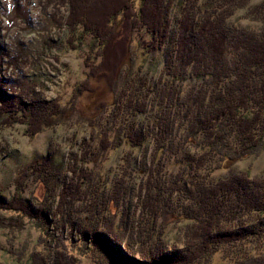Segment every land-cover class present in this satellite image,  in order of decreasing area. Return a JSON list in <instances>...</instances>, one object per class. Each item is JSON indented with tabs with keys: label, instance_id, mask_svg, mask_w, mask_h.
Here are the masks:
<instances>
[{
	"label": "rangeland",
	"instance_id": "rangeland-1",
	"mask_svg": "<svg viewBox=\"0 0 264 264\" xmlns=\"http://www.w3.org/2000/svg\"><path fill=\"white\" fill-rule=\"evenodd\" d=\"M174 1L175 14L172 17V25L176 29L164 51L148 49L145 45L137 46L136 37H133L131 45L129 35L125 37L120 33L125 30L123 27L116 32L126 47L127 54L129 56L132 54L129 59L126 58L119 64L122 73L130 72V70L131 73H137L140 52L144 48L148 51L143 70L149 73L148 81L154 91L150 97L147 96L146 112L133 114L137 115L134 122L132 112H127L126 108L123 109V115H118L116 118L112 115L115 107L111 108L112 95L109 93L108 85L113 83L119 92L120 85L115 82L120 78V73L109 70V80L106 79L105 75H108L106 68H101L100 64H95L93 59L88 58L87 44L83 47L71 45L69 32L65 28L70 12L64 0H0V45L3 55L0 63V108L10 109L8 114L14 112L12 110L18 104L12 105L14 101L12 98L18 97L20 91L11 85L18 76L23 74L22 76H27L32 81L29 89L33 88L34 91L28 90L26 95L20 94L19 97L22 100L31 101L32 94L41 95V101L36 102L35 106L37 104L41 106L44 103L45 109L51 106V111L56 108L55 112H59L54 121L49 119L50 116L47 121L46 116L37 118L39 123H43V127L32 132L26 130V124H20L18 121L8 123L9 119L5 120L0 113V200L9 206L16 199L22 200L18 207L29 202L34 207V213L31 214H34L35 218L42 215L38 208H49V216L45 221L41 217L35 219L19 209L0 208V264H40L42 258L59 259L61 256L70 264H92V260L94 262V257L84 245L89 244L83 242V237L76 228H71L69 220L72 215L68 213L72 207L74 210L83 209L86 217L91 216L88 221H84L87 227L93 226L89 222L97 221L93 219L94 215L100 217L99 221L111 219L103 213V204L98 201L100 197L94 198L97 203L94 201L93 204H97L96 206L90 203L92 197L82 193L72 192L77 194L76 200L70 195L65 198L69 188L71 189L70 182L73 181L70 165H74L75 156L80 169L83 166L84 172H94L91 174L96 175L95 170H102V175L97 174L96 182L94 181L95 183L91 186L102 193H104L103 184L108 174L114 186L119 183L118 180L121 179L123 172L126 169L130 170L127 174V184L122 188H126L127 191L128 185V192L120 196L119 207L112 205L113 212L118 214L116 222L123 219V226L126 225V229L121 228L125 234V239L121 242L123 250H126L124 246H127L134 226L139 221H146L147 224L149 216L151 217L149 211H144V196L139 195L140 187L147 184L148 177V173L138 172L141 165L149 167L156 159V164L159 165L157 167L161 172L159 176L161 181L156 184L169 193L166 194L168 205L164 204L166 208L156 223L154 222L156 234L163 231V238L161 237L160 240L159 236H156L150 243L155 245L164 241V247L169 251L186 247L190 233L197 232L200 235L203 233L202 228L198 229L196 224L192 223L194 221L189 219L192 216L188 218L187 215L189 214L187 211L192 208L193 197L190 199V192L195 191L198 186L203 187V185L216 184L221 180L233 179V175L238 173H244V179L248 177L250 179L248 182L251 184L259 185V182H263L264 149L254 151L246 158L222 164L220 157L211 158L209 154L197 162V158L204 153V149L201 148L202 137L199 135L197 140L194 139L191 143L182 146L185 143V126L180 120L183 119H181V113L186 111L184 100L187 93L193 91L198 84V79L197 75H193L195 73L192 66L189 67L183 81H175L173 73L167 72L166 63L177 47L178 24L182 18L181 8L186 2L185 0ZM195 1L199 2L198 8L202 9L198 13L203 14L205 10L217 9V5L212 4L211 0ZM263 1L244 0L240 2H249L247 6L238 8V5H235L232 9H227L226 13L230 14L226 27L233 31L259 30L258 23L253 21L249 12L253 13V8L260 6ZM198 17L201 18L202 15ZM78 42L79 40L74 41V45ZM116 53L119 56L126 54L122 49H117ZM164 81L175 84L176 90L173 96L166 94L164 98L162 97ZM177 90L180 91L177 92ZM140 93L144 94L143 91ZM57 101L60 108L55 104ZM141 102L139 99L137 105L139 106ZM161 114L167 121L169 119L174 122L172 136L177 150L174 148L165 155L156 157L159 146L152 138L156 132L155 128H152L157 126L154 123L155 117ZM134 123L137 129L142 130L144 139H147L142 141L141 146L134 152L136 154L124 166L123 160L129 158L127 154H124L128 147L121 146L117 150L110 151L106 150L107 148H101V144L106 142H101L98 132H94V129L107 127L106 137L110 140L108 147L112 148V145L119 144L115 138L116 133L110 139L109 131L112 128L116 130L119 128L118 132L121 133L120 127H122L125 132L126 130L131 132L135 130L131 128ZM149 128L152 130L147 135ZM88 143H91V146H88ZM96 152L100 153V161L88 163ZM233 152L229 153L235 157L236 154L234 155ZM45 159L53 160L54 163H46ZM82 160L87 163L81 166ZM182 172L185 175L184 178L178 176ZM44 178L48 180V184ZM156 179L152 182L155 183ZM176 180L185 183V189L181 194L177 191L174 194L169 192L171 188L177 187ZM231 183H234L233 180ZM65 191L67 192L64 194ZM257 193L260 194L258 191ZM59 194L64 197L61 204ZM73 200H75L74 204H72ZM199 212L200 210L195 212L197 218ZM198 221L199 226L204 224L206 228L208 227L209 222L205 218H200ZM137 233L133 234L135 240H138ZM133 242L134 240L131 244ZM226 246L227 244H222L219 249L224 251L227 248L226 252L231 250ZM237 249L243 254L247 252L245 245H240ZM223 251L215 256L206 257L203 261L205 264H230L229 260H225L230 257ZM71 254L75 261L71 259Z\"/></svg>",
	"mask_w": 264,
	"mask_h": 264
},
{
	"label": "trees",
	"instance_id": "trees-1",
	"mask_svg": "<svg viewBox=\"0 0 264 264\" xmlns=\"http://www.w3.org/2000/svg\"><path fill=\"white\" fill-rule=\"evenodd\" d=\"M185 1L181 8V22L178 24L177 47L175 53L166 63L168 74L173 73L175 81H183L191 66L195 73L193 75H197L198 79V84L193 88V91L187 93L184 100L186 111L181 113V119H183L180 120L185 126V143L182 146L191 143L194 139L197 140V135H199L202 137L201 148L204 149V153L202 156L199 155L197 162L209 154L211 158L220 157L222 164H228L246 158L254 151L264 149V1L260 6L253 8V13L249 12L253 21L258 23L259 30L247 31H233L226 27L230 14L226 11L235 5H238V8L247 6L249 2L211 0L212 4L217 5V9H212L214 11L205 10L202 14L198 13L199 10L202 11L201 8H198L199 2ZM174 2V0H64L70 12L65 28L69 32L71 45L83 47L84 44H87L88 58L93 59L95 64H100L101 68H106L108 72V75H105L106 79L109 80V70L120 73V78L115 82L120 85V91L116 90L113 83L108 85L109 93L112 95L111 108L115 107L112 115L115 118L118 115H123L124 108L127 112L131 110L132 115L146 112L148 97L154 91L148 81L147 74L149 73L143 70L148 57L147 48L164 51L171 37L173 38V31L176 29L172 25V17L175 14ZM200 15L202 17L197 18ZM120 27L125 28L120 33L125 37L129 35L131 45L133 37H136L137 46H148L140 52L139 65L136 63L138 71L135 74L131 73V70L122 73L119 66L123 60L132 56V54L130 56L127 54L126 47L116 34ZM197 28L198 30H196ZM76 40L79 42L74 45ZM117 49H122L126 54H122L120 57L116 53ZM1 53L0 45V63L3 57ZM22 75L18 76L11 85L20 91L18 97L12 98L14 99L12 105L18 104L12 110L15 113L11 111L12 113L8 114L10 109L6 110L5 108H0V113L5 120L9 119L8 123L18 121L20 124H26V130L32 132V130L43 127V123H39L37 118L46 116L47 121L50 116L49 119L54 121L59 112H55L56 108L51 111V106L45 109L44 103L41 106L40 104L35 106L36 102L41 101V95L32 94L31 101L22 100L19 97L20 94L26 95L28 90H33V88L29 89V86H32L30 85L32 81ZM163 83L162 97L164 98L166 94L173 96L174 90H176L174 89L175 84L171 81ZM198 89L200 91H197ZM140 91H143L144 94ZM179 91L177 90V92ZM139 99L142 101L139 105L140 108L137 105ZM55 104L60 108L58 101ZM45 113L46 115H44ZM133 116L135 122L137 115ZM154 123L157 126L152 128L156 130L152 138L159 146L156 157H161L174 148L177 150L173 144L174 137L172 136L174 122L169 119L167 121L161 114L155 117ZM92 124L94 125V123ZM131 128L136 131L126 130L125 132L122 127H120L122 134L118 132L119 128L117 130L112 128L109 131L110 139L116 133L115 138L119 144L112 145V148L108 147L110 140L106 137L107 127L99 130L94 129V132H98L101 142H106L101 144V148H107L106 150L110 151L117 150L121 146L128 147L124 154H127L129 158L123 160L124 166L136 154L134 152L141 146L142 141L147 139H144L145 135L143 137L142 130L137 129L135 123ZM152 129L147 130V135ZM87 145L91 146V143ZM232 151H234V155L236 154L235 157L229 153ZM99 158L100 153L96 152L88 163H95ZM45 160L43 161L46 163H54L53 160ZM82 162L81 166L87 163L83 160ZM156 162L155 159L154 164L149 167L141 165L138 171L148 173L147 184L140 187L139 195L140 197L144 196V211H149L151 217L149 216L147 224L146 221H139L134 226L133 231L130 232L127 246H124L126 250H123L121 242L125 239V234L121 228L125 227L126 229V225L123 226V219L116 222L118 214L113 212L112 205L115 204L119 207L120 196L128 192V185L127 191L126 188H122L127 184V174L130 170L126 169L122 174L124 178L121 177L118 180L119 183L114 186L108 174L103 184L104 193H102L99 189L91 188L96 182L97 174L102 175V170H95L96 175L91 174L94 172H84L83 166L80 169V164L75 156L74 165H70L73 181L70 182L72 185L69 192H64V194L66 193L65 198L67 195H72L76 200L77 194L72 192L82 193L87 197H92L90 203L96 206L97 204H93L94 198L100 197L98 201L103 204V213L111 219L99 221L100 217L94 215L93 219L97 221L89 222L93 226L87 227L84 221H88L91 216L86 217L83 209L74 210L72 207L68 213L72 215L69 220L71 228H76L83 237V242L89 244L84 245L94 257L92 264H205L203 260L206 257L215 256L218 252L223 251L219 249L222 244H227L226 247L231 248L227 252V248L223 251L230 257H224L226 261H230V264H264V179L263 182H259V185H254L248 182V180L250 181L248 177V179H244V173L233 175L231 180H221L216 184L203 185V187L198 186L195 191L190 192V199L193 197L192 208L187 211L191 215H187L188 218L192 216V219H189L194 221L192 223H195L198 229L202 228L203 233L201 235L197 232L190 233L186 247H178L169 251L165 249L163 240V243L158 242V244L150 245L152 238L156 236H159L160 240L163 238V231L156 234L155 223L166 208L165 205H168L166 194H169L167 190L156 184L161 181L159 177L161 172ZM178 176L184 178L185 175L182 172ZM44 177L48 178L47 175ZM154 179H156L155 183L152 182ZM44 180L48 184V180L45 178ZM178 181L176 180L177 187L171 188L170 193L174 194L177 191L181 194L184 191L185 183L181 180ZM59 195L61 204L64 197ZM16 200L19 201V199ZM16 200L12 201L10 206L0 200V208L19 209L35 218L34 214H31L34 213V207L29 202L18 207L17 205L21 204L22 200L19 202ZM38 209L43 215L38 217L44 221L47 220L49 208ZM197 210H200L197 214L198 218L195 216ZM200 218H205L209 222L207 228L204 224L199 226L198 219ZM204 222L202 221V223ZM134 233H137L136 239L138 240H135V236L133 239ZM133 240L135 245L131 244ZM240 245L246 246V253L243 254L237 249ZM65 259L63 256L59 259L42 258L40 264H70ZM71 259L76 260L72 254Z\"/></svg>",
	"mask_w": 264,
	"mask_h": 264
},
{
	"label": "bare ground",
	"instance_id": "bare-ground-1",
	"mask_svg": "<svg viewBox=\"0 0 264 264\" xmlns=\"http://www.w3.org/2000/svg\"><path fill=\"white\" fill-rule=\"evenodd\" d=\"M186 6V5H185ZM158 9V8H157ZM163 10V9H162ZM128 15V14H127ZM143 17V16H142ZM186 20V19H185ZM187 23V22H186ZM2 54V53H1ZM120 57H121V55H120ZM112 60V59H111ZM110 60V61H111ZM117 60V59H116ZM113 61H115L114 59H113ZM113 63V62H112ZM117 63V62H116ZM110 64V63H109ZM114 65V64H113ZM113 65H111L112 67H113ZM110 67V66H109ZM168 72V71H167ZM106 74V73H105ZM134 76V75H133ZM133 81V80H132ZM137 98V97H136ZM194 100V99H193ZM173 102V101H172ZM132 103V102H131ZM101 104V103H100ZM127 104V103H126ZM129 105V104H128ZM131 111V110H130ZM158 124V123H157ZM165 133V132H164ZM71 175V174H70ZM235 178V177H234ZM79 181V180H78ZM179 182V181H178ZM161 184V183H160ZM179 184V183H178ZM170 186V185H169ZM150 189V188H149ZM197 195V194H196ZM72 196V195H71ZM172 207V206H171ZM68 208V207H67ZM69 219V218H68ZM60 220V219H59ZM21 222V221H20ZM58 223V222H57ZM52 225V224H51ZM63 225V224H62ZM146 234V233H145ZM153 240V239H152ZM148 243V242H147ZM68 260V259H67Z\"/></svg>",
	"mask_w": 264,
	"mask_h": 264
}]
</instances>
